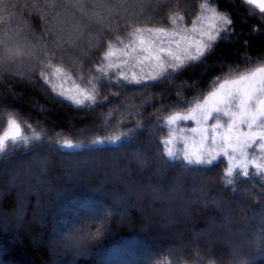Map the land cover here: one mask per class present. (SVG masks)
Wrapping results in <instances>:
<instances>
[{
  "label": "trees",
  "instance_id": "1",
  "mask_svg": "<svg viewBox=\"0 0 264 264\" xmlns=\"http://www.w3.org/2000/svg\"><path fill=\"white\" fill-rule=\"evenodd\" d=\"M23 2L11 0L13 4ZM205 4L230 16L234 34L222 36L206 58L174 73L166 82L128 92L115 85H101L98 101L108 97L102 106H77L65 98L53 99L50 87L36 78L7 79L6 87L0 85V135L7 129L11 113L21 124L23 135L30 138L28 143H8L7 151L0 153V264H194L198 259L196 244L203 256L224 264L230 256L229 244L218 242L209 250L203 240L196 238L211 217L220 223L224 215L210 205L186 203L200 197L199 190L205 187L210 190L208 199L222 196L229 202L227 207L235 210L230 225L235 235L230 238L235 243L256 238L254 233L260 226L253 219V211H259L260 205L242 191L222 188L223 159L217 162L220 167L209 174L220 178L209 180L163 165L156 159L155 141L146 139L147 130L131 144L123 138L117 144L92 143L98 137L127 130L117 126L121 119L127 124L134 118L121 116L125 108L134 110L143 105L140 111L144 117L158 110L160 115H167L161 106L176 104V94L190 100L201 92L206 94L218 75L251 66L250 61L264 63V16L244 0H173L174 6L164 14L178 13L183 17L178 22L191 26ZM21 14L39 36L42 21L23 13V9ZM125 31L121 29L119 34ZM103 48L101 45L93 50L84 60L85 68L97 63ZM63 64L80 83L75 76L79 66L69 65L67 60ZM112 93H119V99ZM35 135L41 139L35 140ZM164 135L166 130L160 131V136ZM63 140L83 145L69 149L61 145ZM34 148L39 152H33ZM137 152L145 155L147 163L143 167L137 161ZM255 181L264 183L258 178ZM153 188H158L160 194H155ZM248 204L252 207L241 213L240 207ZM182 205L189 209V216L181 214ZM169 213L170 221L166 219ZM101 226V234L87 242L85 254L76 255L71 247H64V237L75 228L95 233ZM218 234L228 236V230L221 229ZM184 244L192 246L170 254V249ZM243 250L255 256L252 264H264V256H256L247 246Z\"/></svg>",
  "mask_w": 264,
  "mask_h": 264
},
{
  "label": "snow or ice",
  "instance_id": "2",
  "mask_svg": "<svg viewBox=\"0 0 264 264\" xmlns=\"http://www.w3.org/2000/svg\"><path fill=\"white\" fill-rule=\"evenodd\" d=\"M244 3L264 16V0H244ZM173 6V0H24L23 4L0 0V76L5 78L0 79V85L6 87L7 79L36 78L50 87L53 99L65 98L77 106L98 103L102 106L108 97L98 101L101 85H115L124 92L153 87L206 58L222 36L234 34L233 20L215 8L201 5L204 11L191 26H186L178 22L183 19L178 13L164 14ZM21 9L42 21L39 36L32 31ZM121 29L126 30L123 35L119 34ZM101 45L104 48L97 63L85 68L84 60ZM54 60L61 63H53ZM65 60L69 65L79 66L75 76L80 83L64 66ZM250 65L218 75L206 94L201 92L190 100L176 94V104L161 106L167 115H160L158 110L144 117L140 111L143 105L134 110L125 108L121 116L134 118L127 124L121 119L117 126L127 130L92 141L117 144L123 138L131 144L147 130L146 139L150 143L155 141L156 159L163 165L185 174L204 175L209 180L220 178L209 174L220 167L217 161L223 157L221 163L226 166L221 169L222 188L242 191L260 205L259 211H253V219L260 226L259 232L254 233L256 238L245 243H235L230 238L235 235L230 229L235 210L227 207L229 202L222 196L208 199L210 190L206 187L199 190L200 197L186 203L210 205L224 215L220 223L211 217L208 226L196 234L197 240H203L209 250L218 242L230 245V256L224 264H252L255 256L245 254L246 246L256 256H264V183L255 181L257 177L264 181V63L256 65L250 61ZM66 83L72 87H65ZM111 95L120 97L119 93ZM184 121L193 122V126L181 127ZM157 129L166 130V135L161 137ZM34 139L39 141L41 137L35 135ZM19 141L28 143L30 138L23 135L21 124L9 113L7 129L0 135V153L7 151L8 143ZM60 143L69 149L80 147L71 140ZM33 152L38 153L39 148ZM135 155L138 163L145 166L144 153ZM241 184L248 186L241 188ZM152 191L160 194L158 188ZM251 207V204L241 206L239 211L244 213ZM180 212L186 217L190 215L183 205ZM148 219L151 221V217ZM166 219L171 220L170 213ZM101 228L95 233L75 228L64 237V247H71L76 255L85 254L87 242L98 237ZM221 229H227L228 236L219 235ZM190 246L184 244L169 252H182ZM194 248L198 258L194 264H219L216 259L203 256L199 244Z\"/></svg>",
  "mask_w": 264,
  "mask_h": 264
},
{
  "label": "rangeland",
  "instance_id": "3",
  "mask_svg": "<svg viewBox=\"0 0 264 264\" xmlns=\"http://www.w3.org/2000/svg\"><path fill=\"white\" fill-rule=\"evenodd\" d=\"M251 7V6H250ZM255 11H257L255 8H253ZM204 11V10H203ZM258 12V11H257ZM65 86L66 87H68V88H71L72 87V84L71 85H68L67 86V83L65 84ZM191 126H193V122H191V121H184V122H181V127H191ZM75 144H78V145H83V143L82 142H76ZM97 145H110V144H97ZM96 146V145H95ZM223 159V157H221V160ZM220 160H218L217 162H219ZM226 166V165H225ZM258 178V177H257ZM241 179H243V178H241ZM259 179V178H258ZM262 182H264V181H262ZM93 213H96V211H93ZM100 213V212H99ZM21 229H23L24 230V228H22L21 227ZM40 240H41V238L39 237L38 238V241L40 242ZM156 264H164L163 262H159V263H156Z\"/></svg>",
  "mask_w": 264,
  "mask_h": 264
}]
</instances>
